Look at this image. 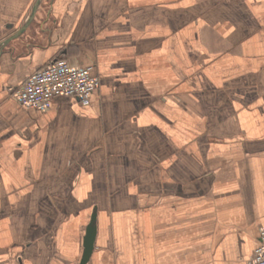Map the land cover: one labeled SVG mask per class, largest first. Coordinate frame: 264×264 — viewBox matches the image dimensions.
I'll use <instances>...</instances> for the list:
<instances>
[{
	"label": "crops",
	"instance_id": "0c3cea01",
	"mask_svg": "<svg viewBox=\"0 0 264 264\" xmlns=\"http://www.w3.org/2000/svg\"><path fill=\"white\" fill-rule=\"evenodd\" d=\"M59 58L90 104L9 88ZM249 264L264 226V0H0V264Z\"/></svg>",
	"mask_w": 264,
	"mask_h": 264
},
{
	"label": "built area",
	"instance_id": "2783aa9c",
	"mask_svg": "<svg viewBox=\"0 0 264 264\" xmlns=\"http://www.w3.org/2000/svg\"><path fill=\"white\" fill-rule=\"evenodd\" d=\"M99 84L100 79L93 74L92 67L59 58L31 74L25 84L9 88L8 93L19 105L46 112L57 96L75 98L83 106H88ZM249 264H264V226Z\"/></svg>",
	"mask_w": 264,
	"mask_h": 264
},
{
	"label": "water",
	"instance_id": "95a60500",
	"mask_svg": "<svg viewBox=\"0 0 264 264\" xmlns=\"http://www.w3.org/2000/svg\"><path fill=\"white\" fill-rule=\"evenodd\" d=\"M84 242V253L82 256V259L80 264H87L90 260V257L92 255L93 249H94V240L96 235V227H95V215L92 217L90 225L87 229V234Z\"/></svg>",
	"mask_w": 264,
	"mask_h": 264
}]
</instances>
